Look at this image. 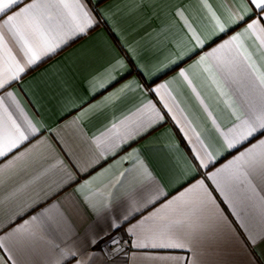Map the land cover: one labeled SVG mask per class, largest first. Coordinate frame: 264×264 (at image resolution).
I'll return each mask as SVG.
<instances>
[{
	"label": "crops",
	"instance_id": "0c3cea01",
	"mask_svg": "<svg viewBox=\"0 0 264 264\" xmlns=\"http://www.w3.org/2000/svg\"><path fill=\"white\" fill-rule=\"evenodd\" d=\"M83 2L92 13L93 25L55 53L26 68L20 79L7 88L16 102L6 101L14 118L22 122L16 108L19 105L38 131L9 154L11 157L25 149L31 150L27 158L30 162L21 161L0 182V238L30 221L32 216L48 211L39 228L43 239L13 248L10 253L0 249V256L7 264H77V260L83 264H164L150 259L161 255L185 257L187 264H192L193 259L196 264H264V217L259 206L241 211L245 227L216 191L213 196L227 224L191 249L136 247V237L126 231L129 224L123 223L118 231L109 227L112 219L128 206L127 198L121 193L130 186L137 155L167 199H171L237 154L238 150L224 151L222 147L217 128L226 131L235 118L232 109L226 106V98L219 95L207 74L193 69L188 83L183 79L172 81L175 72L164 75L156 70L181 53H191L193 48L200 54L210 51L240 30L227 26L234 10L244 14L242 0ZM217 20L225 24L226 34L216 35ZM189 26L206 41L203 48L196 46ZM242 40L257 66L264 67V48L257 35L249 33ZM13 51L17 52L14 46ZM197 58L186 57L187 63L181 66L186 67ZM132 81H138L139 86L132 83L129 89L118 91ZM167 81L172 82L166 90L152 91ZM105 84L107 87H101ZM226 91L238 104L232 89L226 87ZM3 92L0 90V95ZM150 101L161 114H166L164 120L135 140L109 151L108 146L116 139L112 135L113 125L122 131L125 117H132ZM166 104L172 109L170 112ZM110 136L112 140L97 149L94 141ZM197 139L217 156L206 169L197 167L195 150L200 146ZM65 146L75 152L71 158L74 161L84 162L90 154L98 155L101 150L105 155L82 171L69 163L63 151ZM56 156L68 164L71 175L58 169L40 175L56 162ZM38 175L40 179L33 183ZM85 181L90 183L81 188ZM205 183L210 189L215 187L210 180L205 179ZM105 199L111 200V208L98 215L92 204ZM165 202V197H161L155 205L134 214L131 223ZM113 237L120 243H111ZM93 239L95 243L91 242ZM124 241H129L131 247H123ZM68 249L77 255L64 256Z\"/></svg>",
	"mask_w": 264,
	"mask_h": 264
},
{
	"label": "snow or ice",
	"instance_id": "6c2138e0",
	"mask_svg": "<svg viewBox=\"0 0 264 264\" xmlns=\"http://www.w3.org/2000/svg\"><path fill=\"white\" fill-rule=\"evenodd\" d=\"M242 7L244 14L241 15L234 10V15L227 26L239 28L240 30L235 31V34L212 47L210 51L200 54L193 48L191 53H181L177 59L156 70L164 75L175 72L172 81L183 79L188 83H191L189 74L193 69H200L207 74L216 85L219 95L226 98V106L232 109L235 118V122L226 131L217 128L222 138V147L224 151L238 150V152L227 163L216 168L215 172L196 180L171 199H167L166 193L137 155L130 186L121 193L127 198L128 206L120 216L114 217L109 225L111 229L118 231L123 223L129 224L126 231L136 237V247L191 249L209 233H215L221 226L227 224V220L220 212L219 204L213 196L214 191L219 192L224 198V202L240 219L242 225H244V217L241 216V211L245 209L259 206L264 217V67L257 66L242 40L249 33L256 34L261 47L264 48V0H242ZM93 23L92 13L83 0H30V2L0 0V90H4L3 95H0V159L3 161L0 162V182L6 174L16 170L21 161L25 164L30 162L27 159L31 154L30 149L17 152L11 157L9 154L13 153L14 149L20 148L25 141H29L38 131L33 122L24 116L19 105H16V108L22 122L18 123L17 118H14L6 101L11 104L16 102L13 93L7 91V88L20 79V74L24 73L26 68L55 53L79 34L85 33ZM216 28L218 29L216 35L226 34V26L219 20L216 21ZM189 31H192L196 46L203 48L206 41L197 36L190 26ZM10 44L17 49L16 53ZM192 55L198 58L186 67H182V63H187L186 57L191 59ZM172 81L160 84L152 91L166 90L168 83ZM132 83L139 86L138 81H132L123 85L118 91L129 89ZM101 87H107V84ZM226 87L231 88L233 94L237 96L238 104L231 100ZM163 98L161 96V99ZM165 107L169 112L172 110L167 104ZM165 115L161 114L156 105L150 101L137 109L132 117H125L121 122L122 131L118 130L115 124L113 125L112 135L116 139L112 140L111 136L97 138L94 143L97 149H100L101 145L112 140L108 146L110 151L120 144L135 140L141 133L163 121ZM196 143L200 145L195 150L196 158L199 160L197 167L206 169L217 156L209 152L199 139ZM35 147L34 145L33 148ZM241 148L242 150H239ZM63 151L69 157V163L82 171H87L89 165L98 163L105 155L101 150L98 155L90 154L86 161L80 162L71 159L75 152L70 146H65ZM136 151L133 149V153ZM55 161L40 175H47L53 169L71 175L64 160L56 156ZM40 175L34 178L33 183L40 179ZM205 179L212 181L215 187L210 189ZM89 183L90 181H85L81 188L87 187ZM108 196L111 197L110 192ZM161 197L166 199L161 207L144 215L136 223H131V220L135 219L134 214L141 213L149 205H155ZM92 208L99 215L111 208V200L105 199L99 204L93 203ZM183 209L187 211H182ZM47 211L32 216L30 221H25L7 236L0 238V249L10 253L13 248H23L43 239L39 228ZM250 238L255 241L254 236ZM91 242L95 243L96 240L93 239ZM111 243L119 244L120 241L113 237ZM63 255L75 257L77 253L68 249ZM8 259L11 260L12 257L9 256ZM150 259L162 261L164 264H179L183 260L187 264L185 257L161 255ZM0 262L7 264L2 256ZM77 264H83V261L77 260ZM192 264H196L194 259Z\"/></svg>",
	"mask_w": 264,
	"mask_h": 264
},
{
	"label": "built area",
	"instance_id": "2783aa9c",
	"mask_svg": "<svg viewBox=\"0 0 264 264\" xmlns=\"http://www.w3.org/2000/svg\"><path fill=\"white\" fill-rule=\"evenodd\" d=\"M122 246L125 247V248H130V247H131L129 241H124V242L122 243Z\"/></svg>",
	"mask_w": 264,
	"mask_h": 264
}]
</instances>
